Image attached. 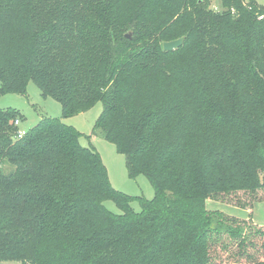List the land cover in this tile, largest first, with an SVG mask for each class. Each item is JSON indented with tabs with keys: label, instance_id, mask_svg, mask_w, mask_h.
<instances>
[{
	"label": "trees",
	"instance_id": "1",
	"mask_svg": "<svg viewBox=\"0 0 264 264\" xmlns=\"http://www.w3.org/2000/svg\"><path fill=\"white\" fill-rule=\"evenodd\" d=\"M209 2L0 0V95L31 80L63 117L100 102L92 133L155 190L133 211L72 125L17 137L21 113L0 107V264H212L225 237L230 264H264L263 225L206 208L264 190V5Z\"/></svg>",
	"mask_w": 264,
	"mask_h": 264
},
{
	"label": "rangeland",
	"instance_id": "2",
	"mask_svg": "<svg viewBox=\"0 0 264 264\" xmlns=\"http://www.w3.org/2000/svg\"><path fill=\"white\" fill-rule=\"evenodd\" d=\"M242 1L247 3L249 0ZM256 1L264 5V0ZM209 5L216 8L218 0H210ZM24 91L22 93L6 92L0 95V107H12L21 113L22 118L19 120V128L21 130H27L36 125L43 116L61 119L81 133L80 143L82 146L93 147L100 154L102 164L107 169L109 183L115 190H120L132 198L130 207L133 211L140 210V198L147 200L153 198L155 190L152 182L142 173L136 174L135 177H130L125 166L124 154L116 150L113 142L103 136L92 133L96 118L100 114L103 104L96 102L93 107L86 109L84 112L63 117L61 105H59L58 101L54 98L42 96L33 81L27 82ZM4 168L8 169V166L4 165ZM256 194L261 199L254 201L250 207L237 206H241V203H249L252 200L251 194L240 191L207 199L206 208L211 211H221L226 215H234L242 220H251L256 225L264 226V190H259ZM104 203L112 212L120 213L113 201L106 200ZM236 251L237 247L233 245L228 237L222 240L220 238L211 246V263L230 264L235 259ZM1 264L19 263L16 260H6L2 261Z\"/></svg>",
	"mask_w": 264,
	"mask_h": 264
},
{
	"label": "water",
	"instance_id": "3",
	"mask_svg": "<svg viewBox=\"0 0 264 264\" xmlns=\"http://www.w3.org/2000/svg\"><path fill=\"white\" fill-rule=\"evenodd\" d=\"M125 36L127 38H130V33H127ZM183 38H184L183 36H180L174 40L164 41L162 43L163 50L172 51V50L178 48V46H180L182 44V42L184 41Z\"/></svg>",
	"mask_w": 264,
	"mask_h": 264
},
{
	"label": "built area",
	"instance_id": "4",
	"mask_svg": "<svg viewBox=\"0 0 264 264\" xmlns=\"http://www.w3.org/2000/svg\"><path fill=\"white\" fill-rule=\"evenodd\" d=\"M14 123H15L16 125H19V124H20V122H19L18 120H15ZM24 132H25V130H21V129L19 128V129L17 130V132H16V136H17V137H20V136H22V135L24 134Z\"/></svg>",
	"mask_w": 264,
	"mask_h": 264
}]
</instances>
